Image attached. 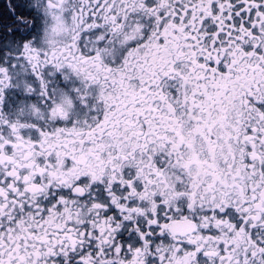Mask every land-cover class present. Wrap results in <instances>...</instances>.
<instances>
[{"label": "flooded vegetation", "instance_id": "1", "mask_svg": "<svg viewBox=\"0 0 264 264\" xmlns=\"http://www.w3.org/2000/svg\"><path fill=\"white\" fill-rule=\"evenodd\" d=\"M55 2L0 0V264H264V0Z\"/></svg>", "mask_w": 264, "mask_h": 264}, {"label": "rangeland", "instance_id": "2", "mask_svg": "<svg viewBox=\"0 0 264 264\" xmlns=\"http://www.w3.org/2000/svg\"><path fill=\"white\" fill-rule=\"evenodd\" d=\"M56 2V4H61V6H62V10H65V12H67V10H68V7H66L65 9H64V6H63V4H65V3H68L69 2V0H55ZM69 5V4H68ZM43 10V12H44V15H45V17H44V20H45V26L48 28V33H49V37L51 38V39H55V36L56 35H59L60 36V32L61 31H64L65 30V27L63 26V17H65L63 14H60V13H56V12H53V11H51V10H44V9H42ZM17 74H18V72H17ZM20 81V80H19ZM20 83L22 84V85H24L23 84V82L22 81H20Z\"/></svg>", "mask_w": 264, "mask_h": 264}]
</instances>
